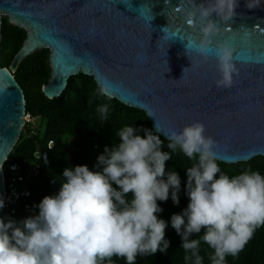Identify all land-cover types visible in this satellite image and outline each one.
<instances>
[{"label": "water", "instance_id": "water-1", "mask_svg": "<svg viewBox=\"0 0 264 264\" xmlns=\"http://www.w3.org/2000/svg\"><path fill=\"white\" fill-rule=\"evenodd\" d=\"M206 2L0 0V32L4 17L27 31L10 68L0 67L4 204L3 168L27 114L24 91L13 74L26 57L43 49L50 51L52 75L43 87L49 99L61 96L69 79L82 73L93 77L98 87L106 83L111 98L146 112L156 133L167 140L171 130L179 132L199 121L205 135L217 142V161L238 164L264 156V0L253 9L238 0L236 16L227 25L221 23L213 37V49L223 42L234 49L239 71L228 89L215 85L219 73L214 55L207 61L195 52L188 57L187 41L181 40V36L199 40V28L187 25L184 14ZM211 18L218 19L215 13ZM176 31L180 34L173 36Z\"/></svg>", "mask_w": 264, "mask_h": 264}, {"label": "clouds", "instance_id": "clouds-1", "mask_svg": "<svg viewBox=\"0 0 264 264\" xmlns=\"http://www.w3.org/2000/svg\"><path fill=\"white\" fill-rule=\"evenodd\" d=\"M260 4L261 0H245L248 9ZM238 6V0H207L184 14L185 23L201 33L199 40L180 35L187 41L186 54L195 52L205 61L214 55L217 88H231L238 75L233 47L223 42L213 49L221 23L227 25ZM98 92L111 99L106 83ZM96 110L106 122L108 104ZM139 131L127 125L119 130V142L105 146L97 157L96 167L102 166V171H90L86 165L65 168L58 194L42 199L38 215L19 223L0 219V264H112L113 257L136 264L138 255L166 252L167 223L156 215L163 211L157 201H167L171 190L173 203L179 204L180 177L175 171L165 172V162L178 149L193 161L186 168L189 204L171 216V226L183 241L180 247L191 253L184 259L202 264L201 240L214 250L211 264L236 257L264 226V176L251 169L231 178L224 174L214 151L217 142L205 135L199 121L167 134L170 153L161 150L163 142L152 130L142 129L143 137L136 134ZM201 229L199 239H189Z\"/></svg>", "mask_w": 264, "mask_h": 264}, {"label": "trees", "instance_id": "trees-1", "mask_svg": "<svg viewBox=\"0 0 264 264\" xmlns=\"http://www.w3.org/2000/svg\"><path fill=\"white\" fill-rule=\"evenodd\" d=\"M0 36V67L9 69L16 54L24 45L27 31L11 24L8 18L4 17ZM49 58L48 49L36 51L26 57L13 74L24 91L27 114L31 116L33 122L39 120L44 123V129L41 131L40 126H34L31 122L26 123L5 163V168L10 163L35 161L40 163L38 173L29 182L31 196L22 199L15 213L5 206L0 209V219L5 222L11 218L19 223L38 215V205L42 199L58 194L65 168L86 165L90 171H102V166L96 167L97 157L104 152L105 146L111 148L114 143L119 142L118 132L125 125L141 129L136 134L142 137L144 136L142 129L152 130L163 142L161 150L171 152L167 147L169 140L156 133L146 112L124 105L117 99L99 95V87L91 76L81 73L71 77L62 95L49 99L43 92V87L49 83L52 75ZM102 104L109 106L106 122L101 120L96 110ZM38 154L40 157H37ZM171 155L172 159L165 162V172L175 171L180 177L179 204L173 203L170 190L167 201H157L163 211L156 214L167 223L165 239L170 245L166 252L138 255L136 264H194V258L184 259L185 255L191 256V253H186L180 247L183 242L181 236L171 226V216L182 213L189 204L186 193V168L191 167L193 161L179 149ZM217 163L221 171L230 178L248 169L259 171L264 176V156L238 164L219 161ZM5 176L7 179L6 171ZM128 198H131V193ZM26 205H30L35 213H28ZM203 233L204 229H201L199 234L194 233L189 239H199ZM198 251L203 258L202 264H211L210 256L214 250L201 240ZM112 264H126V261L113 257ZM226 264H264V226L256 229L253 237L236 257L227 256Z\"/></svg>", "mask_w": 264, "mask_h": 264}, {"label": "built area", "instance_id": "built-area-1", "mask_svg": "<svg viewBox=\"0 0 264 264\" xmlns=\"http://www.w3.org/2000/svg\"><path fill=\"white\" fill-rule=\"evenodd\" d=\"M31 119V116L26 114V123H29ZM39 169L40 163L37 161L10 163L6 166V168L4 165L3 173L7 193L4 206L10 208L12 213L16 212L17 207L20 206L23 198L31 196L29 182H31V179L38 173ZM5 171L7 172V179ZM25 209L28 213H35L30 205H26Z\"/></svg>", "mask_w": 264, "mask_h": 264}, {"label": "rangeland", "instance_id": "rangeland-1", "mask_svg": "<svg viewBox=\"0 0 264 264\" xmlns=\"http://www.w3.org/2000/svg\"><path fill=\"white\" fill-rule=\"evenodd\" d=\"M30 122L33 123L34 126H40V130L43 131V129H44V123H42V122L39 121V120H37V121L35 120V122H33L32 119H31Z\"/></svg>", "mask_w": 264, "mask_h": 264}]
</instances>
